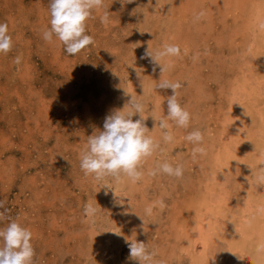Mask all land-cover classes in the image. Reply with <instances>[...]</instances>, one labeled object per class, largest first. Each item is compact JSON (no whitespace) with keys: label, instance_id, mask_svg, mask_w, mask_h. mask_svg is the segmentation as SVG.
Returning a JSON list of instances; mask_svg holds the SVG:
<instances>
[{"label":"rangeland","instance_id":"rangeland-1","mask_svg":"<svg viewBox=\"0 0 264 264\" xmlns=\"http://www.w3.org/2000/svg\"><path fill=\"white\" fill-rule=\"evenodd\" d=\"M104 2L87 24L94 46L70 56L55 37L43 39L50 0H0L14 42L0 53V199L32 232L35 264H136L125 238L144 241L160 264H264L256 252L264 184L251 175L264 164V0ZM149 43L154 53L164 44L181 49V58L162 61L172 62L163 79L181 83L178 101L193 119L187 129L169 121L171 144L159 118L172 90L157 88L161 68L143 58ZM125 92L145 105L163 150L145 162L142 180L108 178L111 189L102 188L80 157L105 117L125 107ZM192 130L206 149L195 159L184 139ZM164 162L182 164L183 178L150 174ZM88 203L94 217L84 214Z\"/></svg>","mask_w":264,"mask_h":264},{"label":"clouds","instance_id":"clouds-1","mask_svg":"<svg viewBox=\"0 0 264 264\" xmlns=\"http://www.w3.org/2000/svg\"><path fill=\"white\" fill-rule=\"evenodd\" d=\"M131 2V0H129ZM105 7L104 0H50V28L43 33L46 42H53V38L61 42L67 54L75 56L80 52L94 46L95 41L87 34V24L94 18V12ZM203 15V13H201ZM110 22V13L105 11L101 16V23L107 25ZM264 30V24L260 25ZM14 47L13 38L9 33L7 23H0V53L8 54ZM186 53V50L184 52ZM181 49L175 44H164L162 50L152 51L149 43L145 50L144 57L149 59L154 66L161 68V79L157 85L158 89H171L172 94L167 96L166 116L159 118V128L162 132V140L166 144L174 142V135L171 131L169 121L177 127L187 129L192 122V114L178 101L179 89L182 85L179 82H171L163 79V74L172 66L171 60L167 63L162 61L165 58H181ZM20 58H16L19 63ZM137 76L141 74L137 72ZM143 84V82H142ZM130 96L122 110H115L105 117L103 130L88 136L87 148L81 153L80 168L86 176H92L102 188L111 189L110 183H122L127 178L132 183L142 180L144 176L143 165L158 151H162L161 142L155 139L145 124V105L138 102L137 97L125 92ZM130 106L131 111L125 110ZM139 119L133 120V116ZM157 122L156 117H152ZM157 124L154 126L156 129ZM240 131V129H239ZM186 141L194 145L192 155L195 159L197 154L206 153L203 147L204 134L199 130L190 131L184 137ZM261 161H264V152L259 154ZM251 169V168H250ZM166 174L169 177L182 179L184 167L182 164L164 162L158 165L157 169L150 174ZM251 175L257 184H264V164L259 168L251 169ZM246 179V178H245ZM227 182V176H225ZM122 203V202H121ZM264 213V207L257 209ZM98 212L96 206L88 203L84 207V214L94 217ZM147 215L152 214L151 207L145 209ZM9 209L3 199H0V223L10 221L6 228H0V264H35V249L32 244V232L12 221L8 215ZM142 219V218H141ZM143 221V219H142ZM144 228V222L141 226ZM135 232V230H133ZM129 248V259L136 264H160L156 259L157 253L149 250L144 241L129 240L125 238ZM258 254L264 253V243L256 246Z\"/></svg>","mask_w":264,"mask_h":264},{"label":"bare ground","instance_id":"bare-ground-1","mask_svg":"<svg viewBox=\"0 0 264 264\" xmlns=\"http://www.w3.org/2000/svg\"><path fill=\"white\" fill-rule=\"evenodd\" d=\"M175 10V9H174ZM210 24V23H209ZM263 38V37H262ZM261 41V40H260ZM263 42L261 41V43H259L260 45L262 44ZM264 45V44H263ZM262 49H263V47H262ZM263 84V83H262ZM260 103H262V102H260ZM257 104H259L258 102H257ZM252 105V104H251ZM253 106V108H254V106L255 105H252ZM259 106V105H258ZM260 106H261V104H260ZM259 106V107H260ZM248 107V106H247ZM252 108V107H251ZM250 109V108H249ZM261 109H263V108H261ZM254 110V109H253ZM252 110V111H253ZM247 111H250V110H247ZM252 111H250L251 112V114L253 113ZM262 112H264V110H262ZM257 114V113H256ZM249 115V114H248ZM255 115V114H254ZM263 115H264V113H263ZM246 117V116H245ZM258 117V116H257ZM262 117V116H261ZM242 118V117H241ZM244 118V117H243ZM258 118H260V117H258ZM264 118V117H263ZM231 119V118H230ZM247 119V118H246ZM250 119H251V117H250ZM256 120H257V118H256ZM243 121H245V120H243ZM260 121V120H259ZM239 122V121H238ZM241 122V121H240ZM253 123V122H252ZM236 125V124H235ZM252 125H256V124H252ZM261 125H263V124H261ZM260 127V126H259ZM264 127V126H263ZM237 129V128H236ZM261 129H263V128H261ZM259 130V129H258ZM264 130V129H263ZM262 130V131H263ZM260 132V131H259ZM258 133V132H257ZM263 133H264V131H263ZM254 134V133H253ZM211 135V134H210ZM254 136V135H253ZM231 137V136H230ZM256 137H257V135H256ZM236 138H237V136H236ZM240 138V137H239ZM260 138V137H259ZM258 139V138H257ZM256 139V140H257ZM235 140H237V139H235ZM252 140H254V138L252 139ZM239 141V140H238ZM242 141V140H241ZM248 141V140H247ZM260 141H262L261 139H260ZM235 143V142H234ZM264 143V142H263ZM252 144H253V142H252ZM256 145V144H255ZM255 145H253V146H255ZM259 145V144H258ZM262 145V144H261ZM249 148L251 147V146H249V145H247ZM247 147V148H248ZM260 147V146H259ZM263 149V148H262ZM261 149V150H262ZM260 150V151H261ZM259 151V150H258ZM248 153V152H247ZM247 155V154H246ZM249 157H251L250 155H249ZM252 160V159H251ZM256 164V163H255ZM260 165V164H259ZM252 184V183H251ZM254 185H255V182H254ZM263 190V189H262ZM250 191H252V190H250ZM255 192V191H254ZM264 200V199H263ZM259 201V200H258ZM257 221V220H256ZM217 223V222H216ZM252 223V222H251ZM255 223V222H254ZM254 225V224H253ZM263 225V224H262ZM263 227V226H262ZM253 228V227H252ZM258 230V229H257ZM257 230H256V232H257ZM262 230H264V229H262ZM259 232V231H258ZM261 232H259V234H260ZM211 234V233H210ZM245 234H247V233H245ZM251 234V233H250ZM212 235V234H211ZM248 235V234H247ZM257 235V233L255 234V236ZM261 235V234H260ZM262 235H264L263 233H262ZM238 237H242L241 235L240 236H238ZM248 237V236H247ZM257 237V236H256ZM259 237V236H258ZM245 238V237H244ZM264 238V236L262 237L261 236V239H263ZM256 239H258V238H256ZM255 241V240H254ZM249 243H250V241H249ZM253 244V243H252ZM240 245V244H239ZM239 245H237V246H239ZM241 246V245H240ZM251 246V245H250ZM239 249H240V247H239ZM244 249V248H243ZM245 251V250H244ZM257 257V256H256ZM263 261V260H262ZM264 263V262H263Z\"/></svg>","mask_w":264,"mask_h":264}]
</instances>
